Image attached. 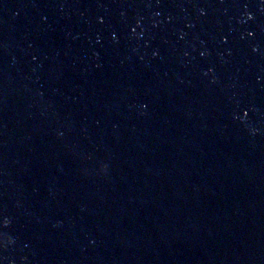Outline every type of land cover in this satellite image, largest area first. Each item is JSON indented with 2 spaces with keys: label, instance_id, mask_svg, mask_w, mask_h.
Instances as JSON below:
<instances>
[{
  "label": "water",
  "instance_id": "95a60500",
  "mask_svg": "<svg viewBox=\"0 0 264 264\" xmlns=\"http://www.w3.org/2000/svg\"><path fill=\"white\" fill-rule=\"evenodd\" d=\"M0 264H264V0H0Z\"/></svg>",
  "mask_w": 264,
  "mask_h": 264
},
{
  "label": "clouds",
  "instance_id": "9594fccd",
  "mask_svg": "<svg viewBox=\"0 0 264 264\" xmlns=\"http://www.w3.org/2000/svg\"><path fill=\"white\" fill-rule=\"evenodd\" d=\"M5 222H7V221H5Z\"/></svg>",
  "mask_w": 264,
  "mask_h": 264
}]
</instances>
